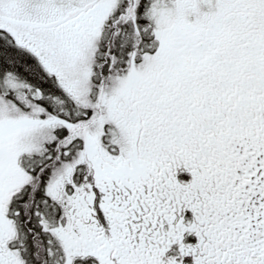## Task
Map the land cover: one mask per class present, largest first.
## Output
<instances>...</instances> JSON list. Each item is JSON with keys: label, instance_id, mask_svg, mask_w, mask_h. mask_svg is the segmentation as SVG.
<instances>
[{"label": "snow or ice", "instance_id": "6c2138e0", "mask_svg": "<svg viewBox=\"0 0 264 264\" xmlns=\"http://www.w3.org/2000/svg\"><path fill=\"white\" fill-rule=\"evenodd\" d=\"M0 264H264V0H0Z\"/></svg>", "mask_w": 264, "mask_h": 264}]
</instances>
